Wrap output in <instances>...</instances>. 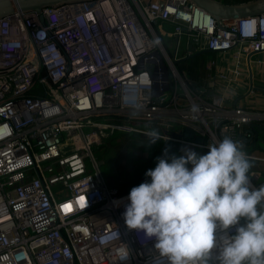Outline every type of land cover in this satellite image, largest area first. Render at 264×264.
<instances>
[{
  "label": "built area",
  "instance_id": "built-area-1",
  "mask_svg": "<svg viewBox=\"0 0 264 264\" xmlns=\"http://www.w3.org/2000/svg\"><path fill=\"white\" fill-rule=\"evenodd\" d=\"M221 25L190 0H88L0 18V264H157L154 241L124 223L131 189L109 187L92 153L116 132L155 131L177 156L230 137L250 186H264V140L253 146L247 127L264 133V110L233 102L227 86L211 95L174 64L190 46L229 53L218 75L237 84L243 56L264 52V13Z\"/></svg>",
  "mask_w": 264,
  "mask_h": 264
},
{
  "label": "clouds",
  "instance_id": "clouds-1",
  "mask_svg": "<svg viewBox=\"0 0 264 264\" xmlns=\"http://www.w3.org/2000/svg\"><path fill=\"white\" fill-rule=\"evenodd\" d=\"M250 168L227 136L204 154L165 150L131 188L124 223L154 241L157 264H264V186H250Z\"/></svg>",
  "mask_w": 264,
  "mask_h": 264
},
{
  "label": "rangeland",
  "instance_id": "rangeland-1",
  "mask_svg": "<svg viewBox=\"0 0 264 264\" xmlns=\"http://www.w3.org/2000/svg\"><path fill=\"white\" fill-rule=\"evenodd\" d=\"M159 24L160 22L155 27L160 33ZM165 28L167 30L171 29L169 25H166ZM166 47L168 52L172 53V46L166 44ZM220 59H222L221 54L207 52L194 58L178 62L176 63V67L182 75L186 76L190 83L192 81L200 82V78L198 77L200 69H203L207 62L211 60L218 62ZM206 87L208 88V86ZM105 141L109 144L101 146L103 144L101 143L98 146H93L92 153L98 162L102 161L99 169L106 184L109 187H116L119 191H128L136 186L134 184H140V180L146 178L145 172L156 166L154 158L158 155L156 152L158 145H163L161 140L149 144V137L125 134L122 132H116L110 135ZM185 148H190L198 154L206 153L202 149L191 147H184L181 153H183ZM179 152V150H176L177 155Z\"/></svg>",
  "mask_w": 264,
  "mask_h": 264
},
{
  "label": "crops",
  "instance_id": "crops-1",
  "mask_svg": "<svg viewBox=\"0 0 264 264\" xmlns=\"http://www.w3.org/2000/svg\"><path fill=\"white\" fill-rule=\"evenodd\" d=\"M224 4H241L246 3L253 0H217ZM251 54V53H250ZM249 55V54H248ZM248 55L243 56L244 58V66L242 75L237 81V84L230 83V82H223L219 78V73H223L225 71V64L229 60V53H224L222 55V59L217 62L215 66L208 70V68L203 67L201 68L198 77L200 78V82L192 81L193 85L197 83V85H202L204 87L208 86V91L210 94L217 96V93L221 92L222 88H225V92L228 94L230 92V96L233 97V102L243 104L245 106L264 110V52L261 53H253L249 57ZM250 77L252 81L250 80ZM195 80V79H194ZM237 100V101H236ZM162 146L157 147L156 152L157 156L154 158V162L157 164L158 158L162 157L165 153L167 148V144L163 141ZM172 148L167 151L170 155H175L176 150ZM171 151V152H170ZM179 154V153H178ZM177 156V154H176Z\"/></svg>",
  "mask_w": 264,
  "mask_h": 264
},
{
  "label": "water",
  "instance_id": "water-1",
  "mask_svg": "<svg viewBox=\"0 0 264 264\" xmlns=\"http://www.w3.org/2000/svg\"><path fill=\"white\" fill-rule=\"evenodd\" d=\"M82 1L88 0H0V18L10 15L14 12H36L40 14L42 10L47 7H58L63 4ZM190 1L208 12L215 19L218 27L222 26L221 21L230 20L233 18H246L264 13V0H253L246 3L232 5L224 4L217 0ZM188 50L191 53L186 57L179 59L178 61H174V64L190 58H194L207 52H211L210 50L195 51L192 46L188 47ZM251 54L248 55V61ZM250 80L252 81L251 77ZM166 144L167 151L175 146L168 142H166ZM98 163L100 165L102 161H99Z\"/></svg>",
  "mask_w": 264,
  "mask_h": 264
},
{
  "label": "trees",
  "instance_id": "trees-1",
  "mask_svg": "<svg viewBox=\"0 0 264 264\" xmlns=\"http://www.w3.org/2000/svg\"><path fill=\"white\" fill-rule=\"evenodd\" d=\"M155 27V26H154ZM156 28V27H155ZM263 125H261L262 127H264V123H262ZM247 127H249L250 129H252L253 130V132L255 133V138H254V141H253V143H252V145L253 144H255V145H253V146H256V144L257 145H260V143L264 140V133L263 132H261V127H260V124L259 123H256V122H254V123H250ZM106 140V139H105ZM104 140V142H103V144L101 145V146H103V145H105V144H109V143H107V141H105ZM251 148V144H250V147L248 148V149H250ZM134 185H136L137 186V184H134Z\"/></svg>",
  "mask_w": 264,
  "mask_h": 264
}]
</instances>
